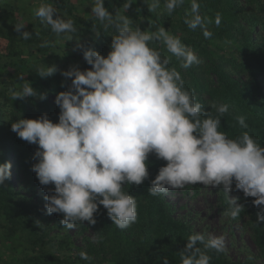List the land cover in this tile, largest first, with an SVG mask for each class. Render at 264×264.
<instances>
[{
    "label": "trees",
    "instance_id": "16d2710c",
    "mask_svg": "<svg viewBox=\"0 0 264 264\" xmlns=\"http://www.w3.org/2000/svg\"><path fill=\"white\" fill-rule=\"evenodd\" d=\"M189 175L247 190L222 205L259 263L173 215L166 180ZM0 244L19 264H264V0H0Z\"/></svg>",
    "mask_w": 264,
    "mask_h": 264
},
{
    "label": "rangeland",
    "instance_id": "374dc122",
    "mask_svg": "<svg viewBox=\"0 0 264 264\" xmlns=\"http://www.w3.org/2000/svg\"><path fill=\"white\" fill-rule=\"evenodd\" d=\"M10 174L17 181L14 178L15 173ZM246 191L239 184L217 181L210 177L197 178L192 175L170 177L165 183V197L174 209V216L189 222L192 229L207 242L220 245L229 258L259 263L258 249L247 223L248 216L235 218L232 207L222 205V195L234 207L244 199ZM34 192L36 193L34 199H40V205L47 207L48 196L43 186L37 185ZM54 213L50 214L52 218ZM49 230L50 237L59 238L66 235L65 239L70 245L81 244V237L72 227L52 224ZM3 248L5 247L0 244V256L7 261L5 264H19L17 258L27 253L21 246L17 248L19 254Z\"/></svg>",
    "mask_w": 264,
    "mask_h": 264
}]
</instances>
